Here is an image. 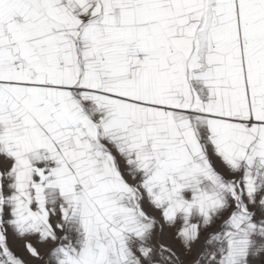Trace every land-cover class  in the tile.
<instances>
[{
  "label": "snow or ice",
  "instance_id": "snow-or-ice-1",
  "mask_svg": "<svg viewBox=\"0 0 264 264\" xmlns=\"http://www.w3.org/2000/svg\"><path fill=\"white\" fill-rule=\"evenodd\" d=\"M0 264H264V0H0Z\"/></svg>",
  "mask_w": 264,
  "mask_h": 264
}]
</instances>
